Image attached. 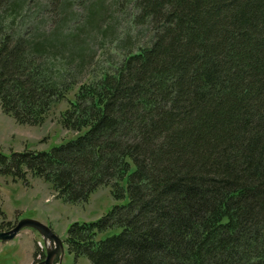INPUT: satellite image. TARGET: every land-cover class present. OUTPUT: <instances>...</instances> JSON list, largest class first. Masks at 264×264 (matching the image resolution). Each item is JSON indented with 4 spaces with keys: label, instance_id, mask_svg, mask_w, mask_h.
<instances>
[{
    "label": "trees",
    "instance_id": "trees-1",
    "mask_svg": "<svg viewBox=\"0 0 264 264\" xmlns=\"http://www.w3.org/2000/svg\"><path fill=\"white\" fill-rule=\"evenodd\" d=\"M116 2L146 40L78 86L59 118L76 137L0 152V175L40 177L65 202L101 185L127 196L70 223L66 250L89 264H264V0ZM13 23L0 22V107L41 125L73 88L48 54L72 34Z\"/></svg>",
    "mask_w": 264,
    "mask_h": 264
},
{
    "label": "rangeland",
    "instance_id": "rangeland-1",
    "mask_svg": "<svg viewBox=\"0 0 264 264\" xmlns=\"http://www.w3.org/2000/svg\"><path fill=\"white\" fill-rule=\"evenodd\" d=\"M67 1L66 13L61 9L62 0H0V22L5 27L14 18L12 25H22L20 29L27 30L26 34L37 30L46 34L64 23L63 32L72 34L65 40L67 44L62 45L59 40L58 47L50 46L48 54L55 65L73 76V88L52 104L43 124H19L0 107V152L5 155L25 148L48 151L76 137L77 132L63 128L59 118L74 100L78 86L116 63L127 48L134 50L148 36L143 24L132 21L128 6L118 5L117 0ZM88 7L93 14L91 21L85 22ZM126 201L127 196L114 199L110 187L101 185L87 200L65 202L40 177L27 174L24 180L0 175V229H10L18 220L31 218L47 224L64 241L70 223L95 221L114 204ZM118 231L99 232L97 239ZM42 253L45 255L43 239L32 228L22 229L11 240L0 241V264H39L44 259ZM61 264H89V261L85 256L75 258L65 250Z\"/></svg>",
    "mask_w": 264,
    "mask_h": 264
},
{
    "label": "water",
    "instance_id": "water-1",
    "mask_svg": "<svg viewBox=\"0 0 264 264\" xmlns=\"http://www.w3.org/2000/svg\"><path fill=\"white\" fill-rule=\"evenodd\" d=\"M32 228L42 237L45 245L44 259L39 264H61L65 252V244L47 224L31 218L17 221L10 229H0V241L13 239L22 229Z\"/></svg>",
    "mask_w": 264,
    "mask_h": 264
},
{
    "label": "bare ground",
    "instance_id": "bare-ground-1",
    "mask_svg": "<svg viewBox=\"0 0 264 264\" xmlns=\"http://www.w3.org/2000/svg\"><path fill=\"white\" fill-rule=\"evenodd\" d=\"M66 247V246H65ZM65 250H66V248H65Z\"/></svg>",
    "mask_w": 264,
    "mask_h": 264
}]
</instances>
